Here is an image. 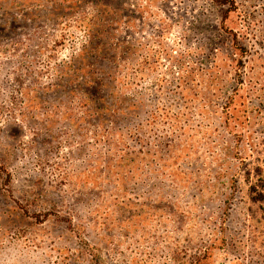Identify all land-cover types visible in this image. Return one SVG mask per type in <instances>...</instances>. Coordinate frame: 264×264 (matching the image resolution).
Instances as JSON below:
<instances>
[{"label": "rangeland", "instance_id": "1", "mask_svg": "<svg viewBox=\"0 0 264 264\" xmlns=\"http://www.w3.org/2000/svg\"><path fill=\"white\" fill-rule=\"evenodd\" d=\"M0 264H264V0H0Z\"/></svg>", "mask_w": 264, "mask_h": 264}]
</instances>
